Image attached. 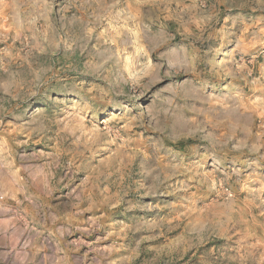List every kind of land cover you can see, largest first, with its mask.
Returning a JSON list of instances; mask_svg holds the SVG:
<instances>
[{"label": "rangeland", "instance_id": "1", "mask_svg": "<svg viewBox=\"0 0 264 264\" xmlns=\"http://www.w3.org/2000/svg\"><path fill=\"white\" fill-rule=\"evenodd\" d=\"M0 264H264V0H0Z\"/></svg>", "mask_w": 264, "mask_h": 264}]
</instances>
